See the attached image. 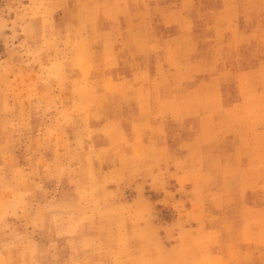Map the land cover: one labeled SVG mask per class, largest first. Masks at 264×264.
Returning a JSON list of instances; mask_svg holds the SVG:
<instances>
[{
	"label": "rangeland",
	"instance_id": "obj_1",
	"mask_svg": "<svg viewBox=\"0 0 264 264\" xmlns=\"http://www.w3.org/2000/svg\"><path fill=\"white\" fill-rule=\"evenodd\" d=\"M0 264H264V0H0Z\"/></svg>",
	"mask_w": 264,
	"mask_h": 264
},
{
	"label": "bare ground",
	"instance_id": "obj_2",
	"mask_svg": "<svg viewBox=\"0 0 264 264\" xmlns=\"http://www.w3.org/2000/svg\"><path fill=\"white\" fill-rule=\"evenodd\" d=\"M236 4V3H235ZM203 5V4H202ZM259 10V9H258ZM231 14H233V13H231ZM189 19V18H188ZM144 25H145V23H144ZM218 25V24H217ZM259 26V25H258ZM232 36V35H231ZM177 41V40H176ZM175 41H173V43H174ZM172 43V42H171ZM140 46V45H139ZM170 46V45H169ZM172 51V50H171ZM154 52V51H153ZM179 52V51H178ZM218 56V55H217ZM220 56V55H219ZM237 57V56H236ZM243 59V58H242ZM120 60V59H119ZM205 63V62H204ZM159 65V64H158ZM121 68V67H120ZM216 70V69H215ZM134 73V72H133ZM141 77V76H140ZM135 78V77H134ZM160 83V82H159ZM91 84V83H90ZM163 84V83H162ZM203 85V84H202ZM209 85V84H208ZM196 86V85H195ZM187 87H189V86H187ZM201 89V88H200ZM146 90V89H145ZM208 90V89H207ZM141 91V90H140ZM207 92V91H206ZM193 94V93H192ZM166 97V96H165ZM208 97V96H207ZM158 98V97H157ZM181 99V98H180ZM210 101V100H209ZM85 102V101H84ZM217 102V101H216ZM167 103V102H166ZM180 104V103H179ZM258 104V103H257ZM233 108V107H232ZM228 115V114H227ZM252 120V119H251ZM261 144V143H260ZM262 147V146H261ZM260 148V147H259ZM259 153V152H258ZM258 168V167H257Z\"/></svg>",
	"mask_w": 264,
	"mask_h": 264
}]
</instances>
